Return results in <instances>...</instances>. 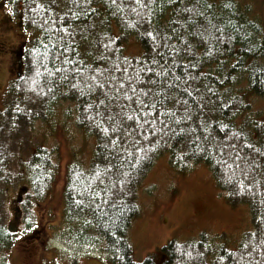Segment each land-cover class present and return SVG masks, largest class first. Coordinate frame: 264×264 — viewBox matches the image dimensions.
<instances>
[{
	"label": "trees",
	"instance_id": "trees-1",
	"mask_svg": "<svg viewBox=\"0 0 264 264\" xmlns=\"http://www.w3.org/2000/svg\"><path fill=\"white\" fill-rule=\"evenodd\" d=\"M8 1L32 36L0 111V264H11L8 191L27 185V220L54 183L57 150L41 143L35 125L64 102L96 139L89 164L66 169L64 217L80 243L108 254L110 264H264V21L252 5ZM131 41L139 54L129 55ZM164 154L183 173L206 165L228 204L249 207L253 228L237 248L203 231L134 259L129 230L139 189Z\"/></svg>",
	"mask_w": 264,
	"mask_h": 264
},
{
	"label": "rangeland",
	"instance_id": "rangeland-1",
	"mask_svg": "<svg viewBox=\"0 0 264 264\" xmlns=\"http://www.w3.org/2000/svg\"><path fill=\"white\" fill-rule=\"evenodd\" d=\"M238 1L251 4L255 18L264 21V0ZM6 4L0 0V111L5 107L7 88L16 77L13 53L19 52L32 36L19 21L10 22ZM127 51L136 55L140 47L131 41ZM76 118L75 104L64 102L51 121L35 125L36 133L40 130L41 143L57 150L56 175L47 195L32 202L33 216L27 220L23 217L24 223L19 200L27 185L22 182L8 191L5 220L14 233V245L9 251L11 264H110L108 254L94 245L80 243L71 232V224L67 226L65 222L63 191L67 166L74 161L87 166L96 145L95 137L78 128ZM138 204L140 214L129 230L136 261L144 260L171 239L186 241L203 231L224 235L222 241L229 249H235L243 235L253 228L249 207L228 204L206 165L183 173L170 165L168 154L156 160L140 186ZM156 259H161L159 253Z\"/></svg>",
	"mask_w": 264,
	"mask_h": 264
},
{
	"label": "flooded vegetation",
	"instance_id": "flooded-vegetation-1",
	"mask_svg": "<svg viewBox=\"0 0 264 264\" xmlns=\"http://www.w3.org/2000/svg\"><path fill=\"white\" fill-rule=\"evenodd\" d=\"M4 1V0H3ZM4 4H6V2L4 1ZM6 6L9 8V12L10 14L7 15V18L10 19V22L11 23H18V21L20 20L19 19V15L16 14L14 11H13V8L11 6H8V4H6ZM0 45H2V43H0ZM1 47V46H0ZM1 51V50H0ZM13 53V51H12ZM17 54V56H16ZM16 54L13 53V56H14V62H15V69L17 70L16 73H18V69H19V61H20V58L22 57V51L20 52H16Z\"/></svg>",
	"mask_w": 264,
	"mask_h": 264
},
{
	"label": "snow or ice",
	"instance_id": "snow-or-ice-1",
	"mask_svg": "<svg viewBox=\"0 0 264 264\" xmlns=\"http://www.w3.org/2000/svg\"><path fill=\"white\" fill-rule=\"evenodd\" d=\"M136 3H139V0H136Z\"/></svg>",
	"mask_w": 264,
	"mask_h": 264
}]
</instances>
